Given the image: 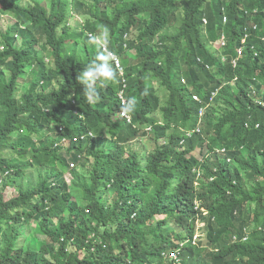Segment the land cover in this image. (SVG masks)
<instances>
[{"label": "trees", "instance_id": "16d2710c", "mask_svg": "<svg viewBox=\"0 0 264 264\" xmlns=\"http://www.w3.org/2000/svg\"><path fill=\"white\" fill-rule=\"evenodd\" d=\"M4 13L0 264H264V0H0ZM105 32L126 85L110 60L90 102L76 77L99 51L87 33Z\"/></svg>", "mask_w": 264, "mask_h": 264}, {"label": "clouds", "instance_id": "9594fccd", "mask_svg": "<svg viewBox=\"0 0 264 264\" xmlns=\"http://www.w3.org/2000/svg\"><path fill=\"white\" fill-rule=\"evenodd\" d=\"M46 6V4H45ZM206 18H202V29H203V33H204V28H205V24H206ZM70 29H73L74 26L70 25L69 26ZM161 33H163L161 31ZM88 38L91 40L92 43H94V45L98 48V52L95 55V58L93 60H91L87 66L80 71L79 75H77L76 79L77 82L82 86L83 88V95L87 98L88 101L92 102L95 100L99 99V93L96 89V83L99 82L100 84H107L109 82H111L112 80H114L115 75L114 72L112 70V67L109 63V61L111 60V62L113 63L114 67L117 69V71L119 72V74L122 76V81H123V86L125 87L126 85V78L124 77V73H125V68L124 65L120 62V56L114 52L110 46H109V39H107V32L103 34H93V33H87ZM242 42H244V39L242 40ZM223 43V36L221 38V41L219 43L214 44V48L218 49L220 48V45H222ZM91 49V48H90ZM133 51V49H131ZM122 93L123 99L124 98V93L123 90L120 91L118 93V98L119 94ZM214 96V93L211 95L210 99H212ZM196 97V98H195ZM193 99L196 100L197 102L202 103V99L200 98V96H198L197 94L193 95ZM121 100V99H120ZM122 103V100H121ZM124 105L121 112H120V116L124 119H126V122L130 123L131 122V117L130 114L128 112H131L132 110H134V106H135V102L134 100H129L126 103L122 104ZM207 108V105H202L199 109V116L201 117L204 114L205 109ZM123 113L127 114V117L122 115ZM201 119L198 123V125L191 130L190 132L187 133V136H191V134L194 132L195 133H199L200 132V125H201ZM93 136L92 133H82L79 135V140H85L88 139V137ZM65 140L68 139H63L60 142H63L61 145H65L69 142L66 143ZM225 149H220L221 152H224ZM200 225V224H199ZM199 231V232H198ZM197 236H202V232L201 230H197L196 231V235L194 236V238H196ZM183 243H180V246H182ZM167 257L169 259H177L178 257V251H170L167 255Z\"/></svg>", "mask_w": 264, "mask_h": 264}, {"label": "rangeland", "instance_id": "374dc122", "mask_svg": "<svg viewBox=\"0 0 264 264\" xmlns=\"http://www.w3.org/2000/svg\"><path fill=\"white\" fill-rule=\"evenodd\" d=\"M25 1H29V0H19V2L21 3H25ZM40 2H43L44 4H46V8H49V5H50V0H38ZM14 21L13 17H11L9 14L7 13H4L3 15L0 16V28L4 31L12 22ZM120 62L123 64V58H120ZM129 62V60H128ZM25 84L26 81H22V84ZM155 85L158 86V84L155 82ZM65 142L67 143L68 140H65ZM63 142H60L59 144H62ZM142 143L144 144L143 148H147L146 145H148V141H147V138H143V141ZM133 148H136L138 147V145H136V143H132L130 144ZM63 148H65L63 146ZM151 148H152V145H151ZM194 154L198 155L197 153L194 152ZM71 164L69 165V167H71ZM73 167H75L76 169H78L79 172H84L86 168H81L78 164L77 165H73ZM30 177H32V175L30 174L29 175ZM65 179L66 181L68 182L69 184V188H70V191L72 192V194L74 196H78V192L76 190V188L74 187V180L73 178L70 176L69 173H66L65 174ZM30 228L33 229L34 233H36L37 235H40L41 234V231L39 229V225H37L35 222L31 223L30 224ZM199 232V231H198ZM45 239L41 238V244H43V241Z\"/></svg>", "mask_w": 264, "mask_h": 264}, {"label": "built area", "instance_id": "2783aa9c", "mask_svg": "<svg viewBox=\"0 0 264 264\" xmlns=\"http://www.w3.org/2000/svg\"><path fill=\"white\" fill-rule=\"evenodd\" d=\"M223 44V43H222ZM239 52V51H238ZM119 97H120V99L122 100V104H124L125 103V100L123 99V96H122V93H120L119 94ZM196 98V97H195ZM122 115H124V116H126L127 117V114L126 113H123L122 112ZM246 239V237L244 238V240Z\"/></svg>", "mask_w": 264, "mask_h": 264}]
</instances>
